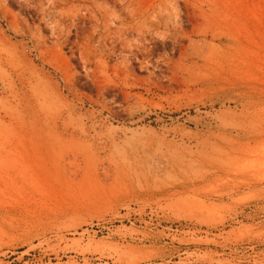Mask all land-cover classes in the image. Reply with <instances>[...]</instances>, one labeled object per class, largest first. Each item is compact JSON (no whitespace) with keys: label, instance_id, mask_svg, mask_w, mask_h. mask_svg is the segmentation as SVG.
<instances>
[{"label":"rangeland","instance_id":"obj_1","mask_svg":"<svg viewBox=\"0 0 264 264\" xmlns=\"http://www.w3.org/2000/svg\"><path fill=\"white\" fill-rule=\"evenodd\" d=\"M0 264H264V0H0Z\"/></svg>","mask_w":264,"mask_h":264}]
</instances>
